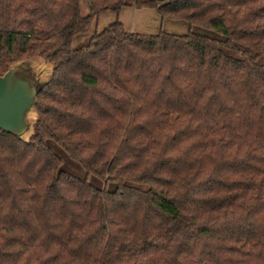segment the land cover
<instances>
[{"label":"trees","instance_id":"1","mask_svg":"<svg viewBox=\"0 0 264 264\" xmlns=\"http://www.w3.org/2000/svg\"><path fill=\"white\" fill-rule=\"evenodd\" d=\"M86 3L0 0V76L52 68L27 142L0 131V264H264V0ZM125 9L223 40L114 22L71 48Z\"/></svg>","mask_w":264,"mask_h":264},{"label":"rangeland","instance_id":"2","mask_svg":"<svg viewBox=\"0 0 264 264\" xmlns=\"http://www.w3.org/2000/svg\"><path fill=\"white\" fill-rule=\"evenodd\" d=\"M134 0H127L132 4ZM78 7L81 16H86L89 13L86 0H78ZM119 22L126 33H137L143 35H155L158 32L168 33L172 35L182 36L188 32L201 35L210 39L223 40V37L195 25H188L183 21H178L169 18L160 17L154 10L151 9H125L118 14L102 13L94 19L88 31L84 34L76 35L71 42V48L77 49L84 46L93 33L100 32L106 26ZM37 70H41L44 76L49 74V66L39 60H35ZM28 134L25 135L27 137ZM48 147L59 157L61 165L59 170L66 172L77 179H86L87 183L92 187L110 192L114 189L113 183H104L100 179L88 175L85 176L83 169L74 161L69 159L63 150L50 141H46Z\"/></svg>","mask_w":264,"mask_h":264},{"label":"water","instance_id":"3","mask_svg":"<svg viewBox=\"0 0 264 264\" xmlns=\"http://www.w3.org/2000/svg\"><path fill=\"white\" fill-rule=\"evenodd\" d=\"M35 60L49 66L47 76L37 70ZM51 71V66L38 57L13 62L8 66L0 76V131L27 142L36 121L35 97L48 82Z\"/></svg>","mask_w":264,"mask_h":264}]
</instances>
